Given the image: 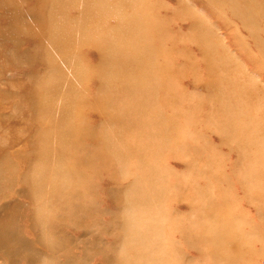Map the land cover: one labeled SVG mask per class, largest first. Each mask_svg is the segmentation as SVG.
<instances>
[{
    "label": "rangeland",
    "instance_id": "obj_1",
    "mask_svg": "<svg viewBox=\"0 0 264 264\" xmlns=\"http://www.w3.org/2000/svg\"><path fill=\"white\" fill-rule=\"evenodd\" d=\"M69 1L0 0V206L18 202L31 208L38 229L37 235L23 216L19 238L33 244L28 255L34 263L19 260L14 244L1 237L11 220L0 217V264H108L102 259L112 256L110 264H117L111 248L122 221L157 222L160 209L182 227L179 239L194 242L183 247L193 260L184 258L182 264H264V210L246 201L240 184L242 168L258 147L242 155L221 144L214 132L220 102L213 97L217 89L239 94L230 107H243L244 120L252 115L243 127L257 121L264 136V0H99L106 23L99 22V8L85 20L84 12L79 17L78 6L87 0ZM115 28L125 34L117 35L116 55H104L95 46L101 36L96 31ZM135 42H145L151 57L134 58ZM111 60L114 76L98 68ZM147 60L153 68L148 78L139 71ZM139 86L146 89L142 116L109 124L98 106L112 96L124 108L126 92ZM139 121L159 124L158 136ZM89 132L103 135L108 144L109 170L98 161L75 170L85 143L78 134ZM252 183L254 192L264 190V181ZM197 190L211 199L199 200ZM54 204L64 210L53 209ZM81 204L86 205L82 213L71 210ZM214 204L219 211L207 212ZM61 214L74 221L83 215L87 224L79 230L63 223L52 228L54 215ZM204 223L216 226L185 230L186 224ZM131 230L142 232L140 226ZM212 230L221 232L223 241ZM77 234L82 247L71 255L62 251L68 236ZM243 251L249 252L243 260L225 261Z\"/></svg>",
    "mask_w": 264,
    "mask_h": 264
},
{
    "label": "bare ground",
    "instance_id": "obj_2",
    "mask_svg": "<svg viewBox=\"0 0 264 264\" xmlns=\"http://www.w3.org/2000/svg\"><path fill=\"white\" fill-rule=\"evenodd\" d=\"M78 0H72L71 3H75ZM66 2H70L69 0ZM82 5V3H80ZM75 5V4H73ZM76 7L78 5H75ZM94 7V8H93ZM101 5L99 0H94L93 3H88L85 2L83 6H78V14L79 17H82L85 14L84 20L86 19V16L90 14V12H93L95 8L96 9V15H99L100 20L99 22L101 23H106L104 19V16L100 14ZM103 7L107 8L108 6L103 5ZM84 12V14H83ZM77 14V15H78ZM83 26V25H81ZM80 26V27H81ZM97 26V25H96ZM120 28H115L114 30L110 31L108 30L107 32H98L96 31V35L99 36L98 38L95 39V46L97 48H100L102 53L104 55H116L115 50V44L119 42V37L122 38L121 34H125V32H122L121 34L118 33V30ZM66 30L65 34L69 35L70 34V29L65 28L64 31ZM62 35V29H59ZM128 32V31H127ZM126 32V37L129 39V35ZM118 35V36H117ZM61 36H59L60 38ZM134 36H132L133 38ZM66 38L62 40V46L64 47L63 50L66 51L69 49V45H66ZM141 41V40H140ZM135 46H139L138 51H133V53L136 55L134 58H141L143 59V55L149 54L146 52V43L144 42L143 44H139L138 42L133 43ZM142 48V49H141ZM150 55V54H149ZM151 57V55H150ZM127 64V63H126ZM146 64V67H144ZM100 70H105L106 72L109 73L110 76H114L117 72L115 64H113V61L109 64L106 62H102L100 66H98ZM153 68H151L149 61L143 63V66L140 65L139 71H142L143 73L146 72L145 76L146 78L150 77V74L152 73ZM144 81V80H143ZM149 81V80H148ZM148 83V82H147ZM130 89V88H129ZM126 90V89H125ZM140 90V91H139ZM146 89L142 86L138 87V90H131L127 91L126 94V104L124 108H121L120 106L116 105L115 102L112 99V96L108 97V102L106 101L105 104H101L99 109H101L102 114L109 120L110 123H119L123 120V123H131V122H136L134 119L138 118L136 116L140 115L142 116V101L144 99V95L141 91H145ZM218 90V89H217ZM215 91L213 93V97L215 100H218L220 102V107L215 110V118L218 120V125L216 126V129L214 132H216L220 136V142L221 144L229 145L231 149H237L241 151L242 155H245L246 150L251 148L252 145H254L256 148L258 147V150L256 149L255 155L252 156L250 159L248 158L246 164L242 168V175L240 179V184L242 186V189L245 190V199L247 202H250L251 204H254V207L260 212L264 210V190L261 192H254L253 189V181L257 182L258 184H261L264 181V136L260 137L261 132L263 130V126L259 122H255L252 124L251 127H243V125L250 123L248 121L251 116H248L249 118L247 120H244L246 114H244V109L243 107H238V106H232L230 107L229 102L230 101H238L236 98L239 97V94L237 96L235 94H228L227 92H224L225 89L221 92L220 91ZM220 90V89H219ZM149 98V96H147ZM108 104V105H107ZM105 105V107H104ZM114 112H119V116L113 117ZM122 112V113H121ZM150 112V111H149ZM144 113L149 116L145 110ZM263 116H264V110H263ZM254 117H258V113H253ZM146 117V116H145ZM125 118V119H124ZM148 118V117H147ZM150 118V116H149ZM208 120V119H207ZM244 120V121H243ZM158 122V118L156 120ZM153 124L152 126H146L148 124H145L142 121H139V125H142L143 128L148 129L152 134L157 137L158 134L154 132V130H160L159 124ZM89 133H93V138L88 139L87 135L89 136ZM87 135L83 134H78V137L82 140L85 141L84 145H81L79 147L80 150V157L79 154L75 159V170L79 169L82 165L85 167L86 165L92 166L93 163L95 162L96 166V161L105 164L106 169L109 170L110 167V162L109 156L106 153L108 149V144L104 143V138L103 135L101 138L96 137L95 132H89ZM103 141V142H101ZM160 142V145L157 144V148L161 146V142L164 141V139H158ZM193 147V144H189V148L191 149ZM156 148V150H157ZM210 155V153H207ZM187 157H192L191 156V150L186 154ZM71 159V158H70ZM81 172V170H79ZM77 172V171H76ZM262 181V182H261ZM220 190L222 189V185L219 186ZM197 194L199 200L206 202L210 200L211 198L206 197L205 195L202 194V190H197ZM74 196V194H72ZM71 197H67L65 200H68ZM257 199V200H256ZM260 200V202L258 201ZM57 201L61 202L62 200L58 199ZM56 201V202H57ZM64 201V200H63ZM256 201V202H255ZM14 203V204H12ZM58 203V202H57ZM213 203V202H212ZM2 204V203H0ZM162 206V203H160ZM63 205H56L54 204L53 209H59L64 210ZM219 205L214 204V206L207 208V212L211 210H218ZM86 209L85 204H81L79 207L71 208L73 212H81ZM89 209V208H87ZM95 210V209H94ZM93 210V212H94ZM161 213L159 214L158 218H155L157 222H153L150 220L149 224L146 223L147 219H141L139 221L143 222H126L122 221L121 226L123 227L121 230H117L116 232L113 233V236L115 239L112 241V245L114 249L111 248V254L115 256V260L117 264H168L169 261L172 260V264L175 262H179L182 264V260L184 258L187 259H192L190 255L183 251V247L194 243L193 241L190 242L187 237H183L182 239H179V233H180V226L177 225V222H171L174 221V217L172 214H169L168 217H165L163 215V210L160 209ZM219 211V210H218ZM59 212V210H58ZM65 212V211H64ZM70 212V210H68ZM87 215L88 219H95L97 222L103 221V217L100 215L92 214V213H85ZM25 216V219L29 220V228L33 229V231L37 232L38 235V229L35 224L34 218L32 217V210L31 208L29 209H24V207L18 203V202H5L4 205L0 206V217L3 218V220L7 223V220H11V223H8L6 227L1 228V237L3 238L4 241H7L14 244L15 246V256L19 260L23 261H28L30 263H34L33 259L29 257L28 251L31 249L30 246H33L31 244V241L28 242L24 238L21 240L19 238V235H24V228L23 231L20 226V221L22 222V218ZM166 218H169L171 223L168 221H165ZM19 220V227L16 226ZM162 220V221H160ZM248 220V219H247ZM14 221V222H13ZM48 221H51L50 219ZM47 221V222H48ZM87 220H84V216L82 215L81 218H78L77 220H73L71 218L65 217L63 214H61V218L54 215L53 222H52V228H61V223L64 225H72L73 229L76 228V230H79L81 226L86 225L87 223L85 222ZM168 222V223H167ZM249 221L245 222L248 223ZM15 225H14V224ZM22 224V223H21ZM164 225H169V228L167 229ZM196 225V224H195ZM193 226V224H186V231L188 233H192V231H198L197 229L201 228L207 229L214 228L216 225L214 224L212 227H209L207 224L204 223V225H197ZM132 226H140V229L142 232H136L134 230H131ZM110 230L103 231V235H106L109 233ZM211 233H214V231H210ZM228 232V231H227ZM201 233V231H200ZM219 234L217 235L216 232L213 234V237H218L220 240L223 241L222 239V233L218 232ZM228 234V233H227ZM227 234L225 236H227ZM204 236L205 233H202ZM14 236V240L12 237ZM130 236V237H129ZM202 236V237H203ZM129 237V238H128ZM240 235H238V239H240ZM128 238V240H127ZM72 239V240H71ZM79 239V234L74 235V236H68V242H65L62 244V251L68 252L69 255L73 253L74 247H82L80 244ZM41 240V238H40ZM38 241V238H37ZM42 241V240H41ZM202 241V240H201ZM202 242H200L201 244ZM3 244V243H2ZM43 244V241H42ZM195 244L191 245L192 248H194ZM120 247L119 250L116 248ZM8 248V246H7ZM26 248V250L23 252V249ZM192 248H189V250H192ZM197 248V247H196ZM195 248V249H196ZM125 250H127V254H124V258L122 259L123 253H125ZM132 250L133 253H129V251ZM198 250V248H197ZM213 252L214 250L211 249ZM124 251V252H123ZM131 252V251H130ZM199 252H205V250H199ZM41 253V252H40ZM208 253V252H207ZM246 251H243L240 253L238 256L231 254L229 259L227 258L225 261H229L234 263L236 262L237 258L239 259H244L249 252L247 251V254H245ZM6 255V254H5ZM53 255V254H52ZM14 256V257H15ZM79 256H83L80 254ZM108 264L112 262L113 256L110 259L104 258L102 259ZM14 264V262H13ZM177 264V263H176Z\"/></svg>",
    "mask_w": 264,
    "mask_h": 264
}]
</instances>
